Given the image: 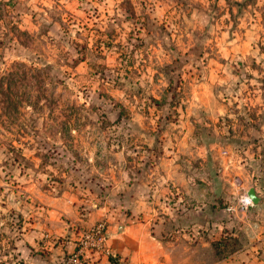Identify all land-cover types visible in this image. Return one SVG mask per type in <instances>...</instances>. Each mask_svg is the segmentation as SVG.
I'll use <instances>...</instances> for the list:
<instances>
[{
  "label": "rangeland",
  "instance_id": "rangeland-1",
  "mask_svg": "<svg viewBox=\"0 0 264 264\" xmlns=\"http://www.w3.org/2000/svg\"><path fill=\"white\" fill-rule=\"evenodd\" d=\"M259 224L264 0H0V264L119 263V225L166 264L264 263Z\"/></svg>",
  "mask_w": 264,
  "mask_h": 264
},
{
  "label": "crops",
  "instance_id": "crops-1",
  "mask_svg": "<svg viewBox=\"0 0 264 264\" xmlns=\"http://www.w3.org/2000/svg\"><path fill=\"white\" fill-rule=\"evenodd\" d=\"M54 221L49 218V226L50 223ZM258 230L256 231V239L255 241H263L260 243L261 246L264 245V225L259 224ZM138 226H128V225H119L118 230L114 231L110 238V243L113 245L114 249L120 253L121 262L112 263L106 255L102 254L99 250H88L81 253L79 259L81 264H166L161 260V256L165 254V252H160L158 255L160 257L153 258L151 253L148 251L149 247L147 245L154 244L148 235V231L145 235L139 234L137 231ZM263 244V245H262ZM257 247V246H256ZM247 247L242 250L236 251L232 257L225 259L220 264H264L261 261H257L256 258H253L252 255H255V250L251 251L250 249L245 250ZM251 251V252H249ZM262 254L264 255V247L261 249ZM58 251H55L51 254V260L54 262ZM260 253V252H259ZM114 256H116L114 254ZM148 259H151L149 261ZM51 263V261L49 262Z\"/></svg>",
  "mask_w": 264,
  "mask_h": 264
},
{
  "label": "built area",
  "instance_id": "built-area-1",
  "mask_svg": "<svg viewBox=\"0 0 264 264\" xmlns=\"http://www.w3.org/2000/svg\"><path fill=\"white\" fill-rule=\"evenodd\" d=\"M247 191H248V190H247ZM245 195H248V193H246ZM245 195L242 197V200H241L243 203H245V199H244ZM245 204H246V208H248L249 205H253V204H251V203H245ZM99 233H100V231H97V232H96V235H98ZM85 238H86V241H85V244H86V245H87V244L99 245V242H100L101 240L105 239V237H104V238H103V237H100V241L98 242V241L95 239V234H94V233H90V232H87V233L85 234ZM83 249H85V247H82V248L80 249L79 253L73 255V256L70 258V261H69L70 264H81L79 257H80V255H81V253L83 252Z\"/></svg>",
  "mask_w": 264,
  "mask_h": 264
},
{
  "label": "water",
  "instance_id": "water-1",
  "mask_svg": "<svg viewBox=\"0 0 264 264\" xmlns=\"http://www.w3.org/2000/svg\"><path fill=\"white\" fill-rule=\"evenodd\" d=\"M249 197L252 199L254 204H258L261 201L260 195L257 193V190L254 186L250 187L247 191Z\"/></svg>",
  "mask_w": 264,
  "mask_h": 264
},
{
  "label": "clouds",
  "instance_id": "clouds-1",
  "mask_svg": "<svg viewBox=\"0 0 264 264\" xmlns=\"http://www.w3.org/2000/svg\"><path fill=\"white\" fill-rule=\"evenodd\" d=\"M245 203H251V200L250 199H246Z\"/></svg>",
  "mask_w": 264,
  "mask_h": 264
},
{
  "label": "bare ground",
  "instance_id": "bare-ground-1",
  "mask_svg": "<svg viewBox=\"0 0 264 264\" xmlns=\"http://www.w3.org/2000/svg\"><path fill=\"white\" fill-rule=\"evenodd\" d=\"M248 197H249V195L246 196L245 200L248 199ZM249 198H250V197H249ZM250 199H251V198H250ZM251 201H252V199H251ZM252 202H253V201H252ZM251 204H252V203H251ZM253 204H254V203H253Z\"/></svg>",
  "mask_w": 264,
  "mask_h": 264
}]
</instances>
